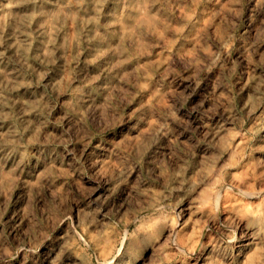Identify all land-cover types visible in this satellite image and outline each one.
Instances as JSON below:
<instances>
[{"label":"rangeland","instance_id":"obj_1","mask_svg":"<svg viewBox=\"0 0 264 264\" xmlns=\"http://www.w3.org/2000/svg\"><path fill=\"white\" fill-rule=\"evenodd\" d=\"M0 264H264V0H0Z\"/></svg>","mask_w":264,"mask_h":264}]
</instances>
